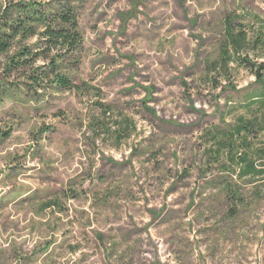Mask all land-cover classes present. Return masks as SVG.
Here are the masks:
<instances>
[{
    "label": "clouds",
    "instance_id": "obj_1",
    "mask_svg": "<svg viewBox=\"0 0 264 264\" xmlns=\"http://www.w3.org/2000/svg\"><path fill=\"white\" fill-rule=\"evenodd\" d=\"M0 264H264V0H0Z\"/></svg>",
    "mask_w": 264,
    "mask_h": 264
}]
</instances>
